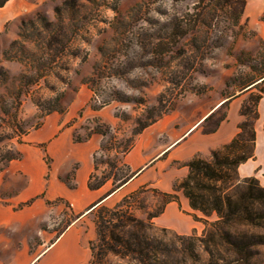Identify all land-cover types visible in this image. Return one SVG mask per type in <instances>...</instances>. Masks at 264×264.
I'll return each mask as SVG.
<instances>
[{
	"label": "rangeland",
	"instance_id": "obj_1",
	"mask_svg": "<svg viewBox=\"0 0 264 264\" xmlns=\"http://www.w3.org/2000/svg\"><path fill=\"white\" fill-rule=\"evenodd\" d=\"M55 6L61 7L62 29L48 30L37 16L56 22ZM243 12L237 0L42 1L0 32V161L16 151L23 134L38 127L46 115L72 109L66 125L74 126V137L83 139L99 131L92 182L107 178L105 196L115 189L113 177L132 175L123 156L139 134L157 139L158 146L169 144L207 112L208 118L197 129L209 131L225 118L227 100L251 87V93L243 96L240 109L244 115L238 123L248 124L242 130L247 138L248 128L257 119L253 118L255 104L264 90V43ZM175 25L180 29L176 35ZM222 100L225 102L213 109ZM241 142L211 150H220L232 159L249 148V142ZM210 158L209 152L204 159ZM44 159L50 166L49 157ZM185 162L170 163V170L185 167L187 171L173 179L170 193L176 196L180 192L185 197L181 190L174 191L188 173ZM227 173L229 182L237 176L235 170ZM64 180L72 185V172ZM160 192L153 185H142L132 192L121 190L104 204H128L134 216L147 221L148 213L163 207ZM63 207L60 215L49 219L46 229L54 219L57 234L65 229L74 216ZM192 213L201 219L199 230H193L200 236L204 217L198 211ZM215 218L212 214L208 220ZM152 219L146 233L163 249L155 253L161 260L167 264L207 263L209 256L201 243L195 246L196 261L188 256L186 241L180 239L193 231L178 234ZM80 224L91 236L90 249V242H96L93 211ZM249 230L264 235V220L261 227ZM254 250V262L264 264V245ZM220 253L229 257L222 250ZM94 264L140 263L131 256L105 252Z\"/></svg>",
	"mask_w": 264,
	"mask_h": 264
},
{
	"label": "crops",
	"instance_id": "obj_2",
	"mask_svg": "<svg viewBox=\"0 0 264 264\" xmlns=\"http://www.w3.org/2000/svg\"><path fill=\"white\" fill-rule=\"evenodd\" d=\"M42 1L7 0L0 7V32ZM243 15L256 28L264 43V0H245ZM252 90L250 87L227 100L226 116L213 132L204 133L197 129L202 118L209 114L207 112L169 144L158 146L157 139H147L139 134L133 147L123 156L132 175L105 196L106 182L95 189L88 186L89 177L95 170L93 154L99 148L98 134L93 132L76 141L74 126L66 125L72 109L65 114L46 115L38 127L21 137L17 147L19 157L9 160L0 171V264L87 263L91 254L88 246L91 236H87L79 223L92 211L93 205L104 204L106 199L121 190L132 192L142 185H153L163 192H171L175 176H184L187 171L185 167L170 170V163L173 160L187 161L194 155L205 158L211 149L230 142L238 132L243 96ZM86 99L87 96L83 97L81 103ZM256 109L254 155L239 164L237 173L240 178L254 176L264 187V92L259 95ZM154 145L156 148L150 151L149 147ZM45 155L50 159V166ZM70 172L72 185L69 186L64 177ZM177 196L178 201L166 203L161 214L153 217V223L178 234L199 230V221L193 219V210L187 199L180 192ZM63 205L74 217L57 234L55 219L53 225H48L49 229L45 225L51 217L60 215Z\"/></svg>",
	"mask_w": 264,
	"mask_h": 264
},
{
	"label": "trees",
	"instance_id": "obj_3",
	"mask_svg": "<svg viewBox=\"0 0 264 264\" xmlns=\"http://www.w3.org/2000/svg\"><path fill=\"white\" fill-rule=\"evenodd\" d=\"M6 1L0 0V7ZM237 1L241 5L242 14L245 0ZM54 13L57 19L56 22L45 21V18L40 15L37 17L43 21V26L46 29L51 30L57 27L61 30V7L55 6ZM178 28L179 25L174 26V35L180 32ZM53 37L51 35V38ZM256 104L253 118L258 116ZM240 114L244 115L242 109H240ZM207 118L208 115L203 120ZM217 125L209 131H204V133L213 132ZM247 125L240 123L238 125L239 131L224 148H232L237 146L239 141L243 143L246 140L250 144L248 149L233 155L232 159H229L227 155L217 149L210 150L211 158L209 160L194 155L184 163L188 167V173L174 189V191L181 190L190 208L193 211L200 212L204 217L202 218L204 228L200 236H197L193 231L190 235L180 237L181 240L186 241L183 245L188 251V256L190 258L196 257V261L198 260L195 247L197 242L202 244L204 252L209 256L206 264H256L254 258L257 252L254 247L264 245V235L249 230L250 228L261 227L263 224L264 187L259 184L254 176L240 178L237 173L239 164L254 155L256 132L253 123H251L247 130V138H244L242 130ZM92 132L98 133L99 131L94 130ZM74 139L76 141L81 140L78 136H75ZM18 157L19 152L17 150L9 152L4 156L3 160L5 161H0V171L6 162ZM229 169L235 170L237 173L234 180L230 182L227 173ZM129 176L123 174L120 177H113L115 179V183L113 182L115 189L123 185ZM93 178H95V175L91 174L88 181V186L91 189L100 187L107 180V178H104L102 181L99 180L93 183ZM160 194L164 198L163 207L153 214L148 213L147 221L134 216L130 210L131 206L128 204L118 202L114 207H108L100 203L93 205L96 242H90L92 256L87 264L100 262L105 252L131 256L140 264H167L155 255L157 252L161 253L163 249L150 241L146 233L147 228L152 225L151 219L161 214L165 204L170 201H178L175 193L160 192ZM129 196L128 194L123 197V201H126ZM212 214H215L216 218L210 221L208 218ZM192 216L194 220H201L195 215ZM240 226L247 229H239ZM95 248L97 251H95ZM221 250L227 253L229 257L225 259L220 253Z\"/></svg>",
	"mask_w": 264,
	"mask_h": 264
},
{
	"label": "water",
	"instance_id": "obj_4",
	"mask_svg": "<svg viewBox=\"0 0 264 264\" xmlns=\"http://www.w3.org/2000/svg\"><path fill=\"white\" fill-rule=\"evenodd\" d=\"M202 119H204V117Z\"/></svg>",
	"mask_w": 264,
	"mask_h": 264
}]
</instances>
